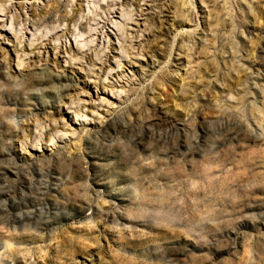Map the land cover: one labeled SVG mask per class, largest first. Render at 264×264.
Wrapping results in <instances>:
<instances>
[{
  "label": "rangeland",
  "instance_id": "1",
  "mask_svg": "<svg viewBox=\"0 0 264 264\" xmlns=\"http://www.w3.org/2000/svg\"><path fill=\"white\" fill-rule=\"evenodd\" d=\"M63 1L0 0V264H264V0H98L72 36Z\"/></svg>",
  "mask_w": 264,
  "mask_h": 264
},
{
  "label": "water",
  "instance_id": "2",
  "mask_svg": "<svg viewBox=\"0 0 264 264\" xmlns=\"http://www.w3.org/2000/svg\"><path fill=\"white\" fill-rule=\"evenodd\" d=\"M43 2L45 3L46 2V0H43ZM2 5V2H0V6ZM17 8H18V6H16ZM65 9H66V4L64 3V5L63 4H60L59 5V7H58V9H55L53 12H52V16H53V20L52 21H50V22H48V24H51V23H56V22H59V23H62V22H66V23H68L69 24V26H71V24H73V22H74V19H67V16H62L63 15V13L65 12ZM84 9H85V7H84ZM35 12H39V11H37V10H35ZM85 12H86V9H85ZM12 13H14V10L12 9L11 10V12H10V15L7 17V20H6V27H8L9 25H10V16L12 15ZM118 14H119V7H118V9H117V11H116V15L115 16H118ZM32 15V14H31ZM22 17V16H21ZM59 17V18H58ZM63 17V18H62ZM58 18V19H57ZM22 19H23V21L25 20L24 19V17H22ZM77 19V18H76ZM95 20V19H94ZM98 20H101V18H99ZM96 23H99V21L98 22H96ZM96 24H94V26H95ZM107 27V33L109 32V30L110 29H112V28H110V26H106ZM31 28V30H32V27H30ZM82 29H87V28H82ZM74 30H75V28H70L69 29V34H67V35H71L72 36V34L74 33ZM3 31H5V30H3ZM5 34L7 35V38H6V40H5V42H4V45L6 46V48L9 50V52H10V55L11 56H14V52H13V49L11 48V46L10 45H8V44H5V43H7L10 39L12 40V37L10 36V34H9V32L8 31H5ZM27 36H28V34H27ZM29 37H30V35H29ZM8 40V41H7ZM72 40V38H70L69 39V42ZM115 42V41H114ZM64 45H63V47H62V53H64V49H68V45H67V40H65L64 42ZM104 45H105V43H104ZM100 46V42L98 43V47ZM115 46H116V42H115ZM25 50L26 51H28V47H26L25 48ZM68 51V50H67ZM71 51L72 52H75L76 53V49H75V46H74V43H72V41H71ZM53 58H52V53H51V60H52ZM48 67L49 68H51V69H53V67H51V66H49L48 65ZM62 67H63V65H62ZM15 69V68H14ZM78 76V75H77Z\"/></svg>",
  "mask_w": 264,
  "mask_h": 264
},
{
  "label": "bare ground",
  "instance_id": "3",
  "mask_svg": "<svg viewBox=\"0 0 264 264\" xmlns=\"http://www.w3.org/2000/svg\"><path fill=\"white\" fill-rule=\"evenodd\" d=\"M100 1V0H99ZM103 1H106V0H103ZM74 2V1H73ZM10 3V2H9ZM29 3V2H28ZM65 3V2H64ZM87 7H85V9H86V12H88V10H92L91 8H93L92 7V5L90 4V2H88L87 3V5H86ZM59 7V6H58ZM71 7V6H70ZM94 7H96V5L94 6ZM88 8V9H87ZM56 9V8H55ZM85 9H82V11H81V13H80V16H79V18H81V16H84L85 17V15H86V13H85ZM3 10V9H2ZM68 14H69V8H67V11H66ZM90 13V12H89ZM92 13V12H91ZM90 13V14H91ZM13 14V13H12ZM67 14V15H68ZM1 15V14H0ZM66 15V16H67ZM12 16V15H11ZM10 16V22H14V18H12ZM11 25H13V24H11ZM10 26V25H9ZM12 26L11 27H9V30H12ZM76 29H78V28H76ZM8 31V30H7ZM10 32V31H9ZM22 32V31H21ZM86 36V35H85ZM85 36L83 35V36H81V41H84V39H85ZM88 36V35H87ZM36 39V38H35ZM77 41V40H76ZM88 41V40H87ZM94 41V40H93ZM94 44V43H93ZM82 45H84V44H82ZM106 46V45H105ZM83 47V46H82ZM88 48V47H87ZM91 166V165H90ZM99 186H105L104 184H100L99 183ZM108 195H109V197H111V198H113V199H116V200H118L120 203H124V202H127L128 203V199L126 198V197H123V196H121L119 193H117L116 191L114 192V191H111V192H109L108 193ZM54 210V211H53ZM51 211H52V215H51V217H43L42 215H40V216H36L37 217V222L38 223H41L45 228H51V227H54V225H56L57 223H58V221H60L61 219H63V218H66L67 220H70V219H72L73 217H71L69 214H66L67 216H64V212H60V209L59 208H52L51 209ZM54 214H55V216H54ZM69 215V216H68ZM32 218V217H31Z\"/></svg>",
  "mask_w": 264,
  "mask_h": 264
},
{
  "label": "built area",
  "instance_id": "4",
  "mask_svg": "<svg viewBox=\"0 0 264 264\" xmlns=\"http://www.w3.org/2000/svg\"><path fill=\"white\" fill-rule=\"evenodd\" d=\"M17 1H21V0H15V4H17ZM43 2V0H38V8H40V5H42V4H40V3H42ZM64 2H65V4H66V9H65V12L63 13V15L62 16H66L68 13L66 12L67 11V8H69L70 7V5H71V3H69L68 1H66V0H64L61 4H63L64 5ZM88 2H90V4L92 5V7L93 8H91L92 10L94 9V6L95 5H97V2H98V0H77L76 1V6H75V8H73L72 7V11L74 12L73 14H72V16L74 15V14H76V11H78L77 12V16L74 18V22H73V24H71V26H69V24L68 23H66V22H62V23H59V22H56V23H54V24H57V23H59V24H61V25H63V24H68V27H69V29L70 28H75L76 29V23L80 20V18H79V16H80V13H81V11H82V9H84V7H87L86 6V4L88 3ZM44 3V2H43ZM47 3V0H46V2H45V4ZM29 7V6H28ZM38 8L36 9L37 11H39L38 10ZM30 9V8H29ZM92 12V11H91ZM90 12V13H91ZM72 13V12H71ZM86 14H89L88 12H85ZM59 18V17H58ZM57 18V19H58ZM63 18V17H62ZM77 18V19H76ZM25 19V18H24ZM67 19H71V18H69L68 16H67ZM95 20H96V22H97V20L99 19V18H94ZM25 21V20H24ZM36 22H40L39 20H37ZM95 22V23H96ZM34 24V23H33ZM37 24V23H36ZM74 24H76L75 26H74ZM97 24V23H96ZM46 25H49L48 23L46 24ZM30 27H32V30H31V28ZM36 27H38V26H36ZM47 27V26H46ZM39 29V28H38ZM82 29V28H81ZM29 30L30 31H33L34 30V26H32V25H30L29 26ZM75 31V30H74ZM29 35L30 34H28V36H27V38L28 39H30V37H29Z\"/></svg>",
  "mask_w": 264,
  "mask_h": 264
},
{
  "label": "flooded vegetation",
  "instance_id": "5",
  "mask_svg": "<svg viewBox=\"0 0 264 264\" xmlns=\"http://www.w3.org/2000/svg\"><path fill=\"white\" fill-rule=\"evenodd\" d=\"M125 4H126V2H125V3H122L121 7H119V14H118L117 18H118V20H120V21L123 20V19L120 17L121 10H122L121 8H123V6H126ZM128 10H129V8L126 6V7H125V11H128Z\"/></svg>",
  "mask_w": 264,
  "mask_h": 264
}]
</instances>
